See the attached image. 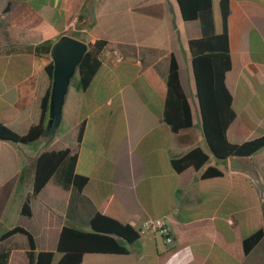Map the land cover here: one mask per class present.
Here are the masks:
<instances>
[{"label": "crops", "instance_id": "0c3cea01", "mask_svg": "<svg viewBox=\"0 0 264 264\" xmlns=\"http://www.w3.org/2000/svg\"><path fill=\"white\" fill-rule=\"evenodd\" d=\"M216 33L224 31L221 0H212ZM228 34L232 66L226 85L235 118L228 140L242 144L264 135V0H231ZM63 35L89 47L105 40L101 66L84 87L71 80L55 136L23 144L0 139V264H30L54 251L64 226L91 230L96 213L137 230L148 217H164L174 241L141 231L125 253H85L80 264H264V236L249 252L244 239L264 230V195L246 173L232 172L205 137L189 40L203 35L199 19L185 20L177 0H0V123L25 134L40 121L52 85L47 66ZM125 59L116 62L113 51ZM193 113L192 127L173 131L164 119L171 59ZM196 147L208 155L199 169L177 171L172 160ZM69 148L75 174L67 186L55 173L31 197L39 154ZM264 181V148L250 155ZM222 175L203 177L208 167Z\"/></svg>", "mask_w": 264, "mask_h": 264}, {"label": "trees", "instance_id": "16d2710c", "mask_svg": "<svg viewBox=\"0 0 264 264\" xmlns=\"http://www.w3.org/2000/svg\"><path fill=\"white\" fill-rule=\"evenodd\" d=\"M182 17L185 20L199 19L203 35L189 40L192 54V66L197 86L203 129L211 151L218 159H227L232 155H252L264 148V135L233 144L228 140L227 130L235 118L232 104V94L226 85V73L232 66L230 52V38L228 34V19L231 11L230 1L221 0V10L224 31L216 33L212 0H177ZM106 45L105 40H98L91 44L82 62L79 64L81 84L86 87L101 66V53ZM47 72L53 79L54 62L47 66ZM168 95L164 110V119L171 125L173 131L192 127L193 113L184 87L180 79L179 64L175 56L171 59L168 73ZM51 87L42 100V114L40 121L33 124L25 134H20L7 125L0 123V139L23 144H30L39 140L47 128L50 108ZM77 156L66 148L59 151H42L36 162L34 176V190L23 204L22 213L32 215L30 201L46 185L49 179L59 173L62 183L67 186L69 181L81 188L87 177L75 174ZM209 159V155L200 147H196L187 154L174 158L172 164L177 171L194 166L199 169ZM222 175L217 167H208L203 177ZM91 230L86 231L72 226H64L59 238L57 251L62 257L57 264H80L85 253H125L128 244L139 237V231L130 224L122 223L107 215L96 213L91 219ZM17 232L28 235L30 242V264H52L54 251L35 253L36 243L32 234L23 227L17 226L7 231L3 237ZM264 230L259 229L244 239V249L249 253L263 238Z\"/></svg>", "mask_w": 264, "mask_h": 264}, {"label": "water", "instance_id": "95a60500", "mask_svg": "<svg viewBox=\"0 0 264 264\" xmlns=\"http://www.w3.org/2000/svg\"><path fill=\"white\" fill-rule=\"evenodd\" d=\"M89 45L70 35H63L52 46L51 55L54 62L52 79L49 121L44 135L55 136L63 116V106L72 78L76 74ZM232 172H244L257 184L261 195H264L263 178L254 165L250 155H232L229 157Z\"/></svg>", "mask_w": 264, "mask_h": 264}, {"label": "built area", "instance_id": "2783aa9c", "mask_svg": "<svg viewBox=\"0 0 264 264\" xmlns=\"http://www.w3.org/2000/svg\"><path fill=\"white\" fill-rule=\"evenodd\" d=\"M113 55L115 56L116 62H122L125 59L124 55L118 50H114ZM138 229L139 232L147 230L155 231L162 235L168 244H171L174 241L171 228L166 219L162 216L145 218Z\"/></svg>", "mask_w": 264, "mask_h": 264}]
</instances>
